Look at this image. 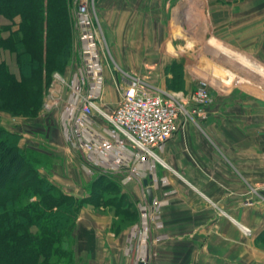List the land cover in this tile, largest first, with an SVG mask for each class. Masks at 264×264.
I'll list each match as a JSON object with an SVG mask.
<instances>
[{
  "label": "crops",
  "instance_id": "crops-1",
  "mask_svg": "<svg viewBox=\"0 0 264 264\" xmlns=\"http://www.w3.org/2000/svg\"><path fill=\"white\" fill-rule=\"evenodd\" d=\"M125 5L123 10L111 9L109 22L116 34L111 47L119 64L142 74L147 70L146 65L159 63L161 59V53L151 49L150 34L141 27L151 23V8L130 14V5ZM237 5L235 11L256 19L254 23L233 25L234 29L228 24V36L224 35L223 42L237 51V55L228 54L225 63L239 64L237 77L243 83L234 94L230 89L225 91L228 100L234 99L226 107V111L232 112L225 118L220 119L217 114L215 96L218 93L210 87L212 102L206 119L182 120L179 130L154 148L156 162L137 158L129 142L115 134L99 113L93 111L82 117L79 111V124L72 116L73 137L75 133L83 144L107 142L103 152L85 154L94 159L92 163L81 156L82 161L99 174H120L135 184L132 185L135 194L145 210L146 233L144 258H139L141 245L131 235L130 228L115 234L110 230L113 216L98 213L93 205L87 204L75 222L77 264H135L136 260L137 264H264V249L256 246V237L264 229V83L262 78L248 75L243 69L249 63L264 65V0H238ZM222 8V14L229 17L231 7ZM211 9L206 0L210 18L206 31L211 30L210 23L215 22L211 17L219 10L210 14ZM193 16L192 30L199 33V21H194ZM175 18L181 22L182 15ZM19 20V15L10 19L0 14V31L6 28L10 32ZM232 31L237 34L231 36ZM190 75H184L180 89H188L190 78L197 77ZM148 85L154 90H170L165 80ZM112 90L108 88L106 93ZM230 94L237 99H232ZM120 98L102 101L99 107L102 111H111ZM58 149H54L59 153L55 152L52 157L63 158L65 162L53 164L51 181L73 196H86L88 185L93 181L80 171L78 160L68 148L58 146ZM126 170L134 175L126 174ZM144 178L147 184L143 183ZM147 188L151 192L150 203L146 201Z\"/></svg>",
  "mask_w": 264,
  "mask_h": 264
},
{
  "label": "rangeland",
  "instance_id": "rangeland-1",
  "mask_svg": "<svg viewBox=\"0 0 264 264\" xmlns=\"http://www.w3.org/2000/svg\"><path fill=\"white\" fill-rule=\"evenodd\" d=\"M74 1L76 0H65L70 15L69 29L73 45L70 60L63 71L53 66V57L60 42H57L56 38H51L50 31L46 30L45 13L41 18L42 21L37 18L36 32L28 34L23 40L9 33V29L1 30L6 34L5 36L0 31V39L2 38L0 43V134L10 143L19 146L28 156L29 169L39 167L38 173L55 184L50 176L53 175V164L56 162L63 165L65 161L62 160L63 158L57 160L52 155L55 152L59 153L58 146H64L70 150L71 156L78 160L80 171H83L88 179L94 181L100 175L96 169H92L82 161L71 131L72 116L87 84L80 69L79 49L90 79L89 91L98 106L105 100L116 101L126 85L133 78H139L151 85L165 80L170 86V90L166 89V91H183L184 95H190L201 81H206L208 87L218 93L215 101L219 107L217 109L219 118L223 119L232 112V110L226 111V107L234 100V97L237 99V96L233 97L230 94L233 100H228L229 98H226L224 94L229 89L234 94V91L237 92L243 83H239L237 77L239 64L225 63L228 54L237 55L235 54L237 51L229 46L228 42H223L226 40L224 35L228 36V24L230 29H234L233 25H238L240 22L254 23L256 19L253 15L245 16L242 12L235 11L234 8L239 7L238 0H208L212 8L210 14L217 9L220 10L216 11L214 18L211 17V20L214 19L215 22L210 23L212 25L210 31H206V24L210 22L206 11V0H78V4L85 8L79 17L78 41H76L77 33L72 12ZM126 3L130 5V14H133L135 10L137 12L139 9L151 8V11L149 10L151 23H145L141 27L150 34V43L153 45L151 49L158 50L161 53V59L159 63L146 65L147 70L142 73L145 75L131 72L126 65L119 64L111 47L112 40L116 36L111 31L109 22L111 9L123 10ZM202 3L204 10H202ZM222 6L225 9L228 6L231 7L229 17L227 14H222ZM157 7H160L159 11H155ZM191 14H194V21L197 19L199 21L201 29L199 33L192 30ZM175 15H182L181 22L176 21ZM127 34L132 35V33ZM234 34L237 32L232 31L231 36ZM22 46H25L27 54L21 53ZM223 53H227V56L223 57ZM243 69L248 71V75H257L262 78L260 80L264 83V65L249 63ZM148 71L151 73L148 74ZM190 73L197 77L190 78L191 84L188 89H180L184 82V75L192 77ZM242 80L244 82V79ZM247 84L250 85L249 82ZM108 88L113 90L107 94ZM93 111L102 115L96 109ZM112 111L104 110L107 113ZM209 113L208 107L206 117ZM104 122L112 129L106 119ZM77 123H80V119H77ZM77 127L81 128L79 125ZM105 148L99 150L94 144V147L84 154H98ZM84 159L87 163L94 161L91 157L89 159L85 156ZM148 160L157 162L150 156L147 157L146 161ZM149 171L152 170L147 172ZM130 181L126 176L116 174L99 177L96 187L93 186V182H90L87 188L90 203L81 206L77 217L82 207L87 204L93 205L98 213H110L113 216L110 230L117 234L130 228L131 235L141 245L142 250L138 257L144 258L145 210L135 194V188L132 186L135 184ZM55 185L62 189L61 186ZM75 226L76 223L72 236L64 242V247L72 249L74 264H77ZM256 246L264 249V243L260 246L256 243Z\"/></svg>",
  "mask_w": 264,
  "mask_h": 264
},
{
  "label": "trees",
  "instance_id": "trees-1",
  "mask_svg": "<svg viewBox=\"0 0 264 264\" xmlns=\"http://www.w3.org/2000/svg\"><path fill=\"white\" fill-rule=\"evenodd\" d=\"M0 14L20 16L9 32L20 40L36 32L37 18L42 21L44 14L46 30L60 42L53 66L64 70L73 45L65 0H0ZM21 53L27 54L25 46ZM29 160L0 134V264H74L72 249L64 242L71 238L78 211L90 203V195L75 197L63 191L39 174V167L29 169ZM256 243H264V229Z\"/></svg>",
  "mask_w": 264,
  "mask_h": 264
},
{
  "label": "built area",
  "instance_id": "built-area-1",
  "mask_svg": "<svg viewBox=\"0 0 264 264\" xmlns=\"http://www.w3.org/2000/svg\"><path fill=\"white\" fill-rule=\"evenodd\" d=\"M74 4L72 12L74 22L76 21L74 28L77 33L76 41H78L79 17L85 8L78 4V0L74 1ZM79 54L81 73L87 83L81 97V99L85 97V100L80 112L84 115L90 114L94 109L101 112L111 125L112 131L129 142L139 159L144 160L150 156L157 160L154 148L172 137L179 130L182 120L190 118L197 121L206 117L207 109L212 102L210 88L206 81H201L190 95H184L183 91L154 90L144 80L133 78L124 88L113 111L104 112L95 104L89 91L88 71L83 64L80 49ZM76 119H80V116ZM74 142L77 150L78 145L85 152L94 147V143L83 144L76 135ZM106 146V141H100L97 149L100 150ZM244 229L248 230L246 227Z\"/></svg>",
  "mask_w": 264,
  "mask_h": 264
},
{
  "label": "water",
  "instance_id": "water-1",
  "mask_svg": "<svg viewBox=\"0 0 264 264\" xmlns=\"http://www.w3.org/2000/svg\"><path fill=\"white\" fill-rule=\"evenodd\" d=\"M75 25H76V21H75ZM83 71H84V74H85V70H83ZM84 100H85V97L82 98V99L80 100L79 104H78L77 111H76V113H75V115H74V121L76 120V118H77V116H78V112L80 111V108H81V106H82ZM74 136H75V133H74ZM76 141H77V140H76ZM78 150L80 151L81 156H82L83 158H85V154H84L82 148H81L79 145H78ZM101 171L104 172L103 170H101ZM122 172H123V171H122ZM125 173H126V174H132V175H134V173H133L132 171H130V170H126ZM142 181H143L144 184H147V183H148V180H147L146 178L142 179ZM147 192H148V193H147V194H148V197H147L146 201H147V203H150V202H151V192H150V189H149V188H147ZM148 233H149V235H150V227H149V226H148ZM149 238H150V236H149ZM150 239H151V238H150ZM139 264H146V263H144V262H140Z\"/></svg>",
  "mask_w": 264,
  "mask_h": 264
},
{
  "label": "bare ground",
  "instance_id": "bare-ground-1",
  "mask_svg": "<svg viewBox=\"0 0 264 264\" xmlns=\"http://www.w3.org/2000/svg\"><path fill=\"white\" fill-rule=\"evenodd\" d=\"M247 228V227H246Z\"/></svg>",
  "mask_w": 264,
  "mask_h": 264
}]
</instances>
